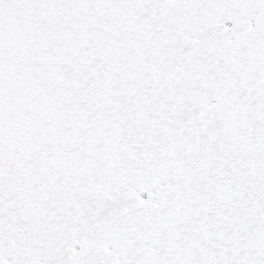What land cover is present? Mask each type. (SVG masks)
<instances>
[{"label": "snow or ice", "instance_id": "snow-or-ice-1", "mask_svg": "<svg viewBox=\"0 0 264 264\" xmlns=\"http://www.w3.org/2000/svg\"><path fill=\"white\" fill-rule=\"evenodd\" d=\"M0 264H264V0H0Z\"/></svg>", "mask_w": 264, "mask_h": 264}]
</instances>
